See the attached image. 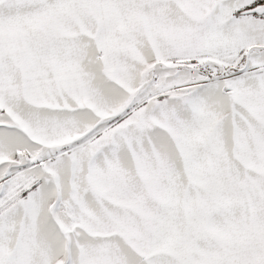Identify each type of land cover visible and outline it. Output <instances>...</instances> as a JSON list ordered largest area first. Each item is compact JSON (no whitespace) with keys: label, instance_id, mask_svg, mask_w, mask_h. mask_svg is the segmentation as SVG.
Instances as JSON below:
<instances>
[{"label":"snow or ice","instance_id":"obj_1","mask_svg":"<svg viewBox=\"0 0 264 264\" xmlns=\"http://www.w3.org/2000/svg\"><path fill=\"white\" fill-rule=\"evenodd\" d=\"M0 264H264V0H0Z\"/></svg>","mask_w":264,"mask_h":264}]
</instances>
